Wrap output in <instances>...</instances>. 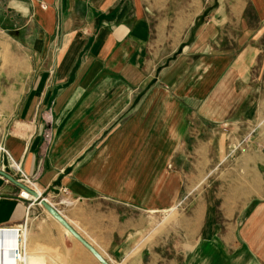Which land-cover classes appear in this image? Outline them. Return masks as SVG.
<instances>
[{
	"label": "crops",
	"instance_id": "obj_1",
	"mask_svg": "<svg viewBox=\"0 0 264 264\" xmlns=\"http://www.w3.org/2000/svg\"><path fill=\"white\" fill-rule=\"evenodd\" d=\"M263 73L264 0H0V143L110 264H264V177L194 176L211 149L189 126L215 98L251 120ZM159 83L170 96H145ZM2 166L18 179L0 151ZM184 202L180 228L157 234ZM27 210L35 244L65 264H99L0 176V229Z\"/></svg>",
	"mask_w": 264,
	"mask_h": 264
},
{
	"label": "rangeland",
	"instance_id": "obj_2",
	"mask_svg": "<svg viewBox=\"0 0 264 264\" xmlns=\"http://www.w3.org/2000/svg\"><path fill=\"white\" fill-rule=\"evenodd\" d=\"M177 2L178 4H217V0H177ZM169 30L170 26H168L166 39H163L162 42V45L165 47L163 53L166 55L172 52L174 45L176 44L175 41L171 42L169 38ZM171 59L170 56H166L162 59V64L164 65L165 62L168 64ZM153 61L154 57L151 56V62ZM159 89H162L163 91V94L159 96L171 95L169 88L167 89L166 86H162L159 83L157 86L155 84L147 87L145 89V96H153ZM250 94L252 96V102L255 98L259 101L264 99V73L260 75V81L258 82L257 87L252 88ZM218 101L219 99L215 98V104H210V106L205 107L204 111L201 110L200 106H195L194 112H197L199 115L189 121L190 129L195 130V134H197L198 131L205 132L204 136H199L197 138H199V141H204V143L209 141L211 149L209 168L205 170L192 169L194 176L204 172L210 173V181L212 182L217 177H249L250 172L253 174L257 172L256 175L259 179L260 176L264 177V105H260L258 112L251 115V120H236L235 113L244 107V105L241 107V104L238 105L235 102L219 105ZM207 111L209 113H207ZM202 113H204L205 117L202 116ZM239 115L242 116L243 114L240 113L238 116ZM220 147L224 148V154L221 152ZM219 150L220 152H218ZM220 159H224V162L220 166H217ZM247 160L250 162V168H244V165H246L244 162ZM241 164L243 167H240ZM252 177L253 175H251V178ZM200 179L202 178H199V180ZM213 185L216 186L217 183L215 182ZM197 189L195 194L200 193L201 187ZM62 197L65 198L64 196ZM28 198L33 200L31 196H28ZM198 202L199 201L196 199L194 201V206H196ZM181 208H185V202L179 206V212H175L176 209L173 208L169 211V216H166L165 214L161 216V225L156 230L157 234L167 230L170 224H174V226L180 228V225L183 223V218L180 217ZM1 232L4 233L3 240L5 238V243L1 246L0 241V264H65V258L60 256L57 251L45 250L38 246V244H35L33 232L29 229L27 231L26 240L24 239L25 234L22 233L21 235V247L23 252L18 259H14L13 253L19 245L14 243L15 241H12V237L15 238L17 228L0 229V233ZM182 236L183 234L181 233L172 235V242L175 240L180 241ZM24 243L28 245L29 250L26 261L25 259L23 260L25 252ZM168 247L169 244L167 245V249ZM43 252L45 254H43Z\"/></svg>",
	"mask_w": 264,
	"mask_h": 264
},
{
	"label": "water",
	"instance_id": "obj_3",
	"mask_svg": "<svg viewBox=\"0 0 264 264\" xmlns=\"http://www.w3.org/2000/svg\"><path fill=\"white\" fill-rule=\"evenodd\" d=\"M0 176L7 182H10L20 188V190L23 191L22 196L24 198L28 199V196H31L35 201H39L40 206L43 207L44 210H46L48 214H50V216H52L77 242L88 250L99 264H110L93 246H91L79 233L75 231V229L64 219V217L56 208H54L52 204L42 198L39 192L30 189L2 169H0ZM0 235L2 246L4 233L1 232Z\"/></svg>",
	"mask_w": 264,
	"mask_h": 264
},
{
	"label": "built area",
	"instance_id": "obj_4",
	"mask_svg": "<svg viewBox=\"0 0 264 264\" xmlns=\"http://www.w3.org/2000/svg\"><path fill=\"white\" fill-rule=\"evenodd\" d=\"M0 151L3 152L7 156V158L10 160L11 165L13 166L15 172L18 175V179L17 180L19 182L23 183L24 185H26L27 187H29L30 189L39 192L37 190V188L35 186V183L33 182L32 178L24 171L22 165L20 163H17L11 157L10 153L5 149V147L1 143H0ZM1 169L4 170V166H2ZM22 193H23V191H21V198L25 199V200H28V199H26V198H24L22 196ZM39 194H41V193L39 192ZM58 195H62V196L65 197V198L60 200V203H62V204L65 203L66 205H71L72 204L71 198L69 197V191L66 188H59L58 189ZM44 199L47 200L46 198H44ZM28 216H29V213H28V210H27L25 221L22 224H20L19 226H16V228H17L16 242L19 245V247L17 246L16 250L13 253L14 259H18L20 254L23 252V249L21 247V244H22L21 235H22L23 232H27L28 229H29L28 228Z\"/></svg>",
	"mask_w": 264,
	"mask_h": 264
},
{
	"label": "bare ground",
	"instance_id": "obj_5",
	"mask_svg": "<svg viewBox=\"0 0 264 264\" xmlns=\"http://www.w3.org/2000/svg\"><path fill=\"white\" fill-rule=\"evenodd\" d=\"M33 198V197H32ZM34 199V198H33ZM61 227V226H60ZM61 229L64 231V233H66L68 236H70L71 237V235L64 229V228H62L61 227ZM24 234H25V237H24V239L26 240V237H27V232H23ZM24 236V235H23ZM14 243H17L16 242V236H15V238H14ZM24 257H23V260L25 259V261L27 260V255H28V252H29V250H28V245L26 244V243H24ZM84 249V248H83Z\"/></svg>",
	"mask_w": 264,
	"mask_h": 264
}]
</instances>
